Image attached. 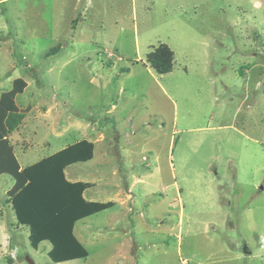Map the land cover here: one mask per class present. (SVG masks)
Returning <instances> with one entry per match:
<instances>
[{"label": "rangeland", "instance_id": "1", "mask_svg": "<svg viewBox=\"0 0 264 264\" xmlns=\"http://www.w3.org/2000/svg\"><path fill=\"white\" fill-rule=\"evenodd\" d=\"M161 43L166 74L147 60ZM18 77V162L91 140L67 173L115 205L75 223L86 257L54 263L4 174L0 264H263L264 0H0V94Z\"/></svg>", "mask_w": 264, "mask_h": 264}, {"label": "trees", "instance_id": "2", "mask_svg": "<svg viewBox=\"0 0 264 264\" xmlns=\"http://www.w3.org/2000/svg\"><path fill=\"white\" fill-rule=\"evenodd\" d=\"M173 59L174 52L164 43L147 54L150 66L158 74L169 73ZM25 86L23 78H15L12 88L0 95V175L9 174L14 179L13 186L6 192V199L17 224L28 227L29 242L34 249L46 240L51 244L48 257L54 263L84 258L88 252L74 234L75 223L112 207L114 202L84 199V190L92 184L68 181L63 170L69 164L91 159L94 143L80 139L20 168L7 134L18 125L14 96Z\"/></svg>", "mask_w": 264, "mask_h": 264}, {"label": "crops", "instance_id": "3", "mask_svg": "<svg viewBox=\"0 0 264 264\" xmlns=\"http://www.w3.org/2000/svg\"><path fill=\"white\" fill-rule=\"evenodd\" d=\"M6 78H9V76L8 77H6ZM5 78V79H6ZM2 81H3V79L1 80L0 79V86L1 85H5V84H2ZM12 82V81H11ZM1 95V94H0ZM237 128V127H236ZM244 128V127H243ZM243 128L242 129H238L239 130V132H240V134L242 133L243 134V137L246 139V141H251V142H257V143H259V141H257L258 139H256V138H254L252 135H249V133L247 132V129L246 130H243ZM241 134V135H242ZM88 140V139H87ZM9 141V140H8ZM78 141V140H77ZM91 141V140H90ZM75 142V141H74ZM93 142V141H92ZM10 143V142H9ZM94 143V142H93ZM71 144V143H70ZM11 145V144H10ZM66 145H68V144H66ZM65 145V146H66ZM64 146V147H65ZM11 147H12V145H11ZM250 147V146H249ZM61 148H63V147H61ZM14 149V146L12 147V150ZM117 150L120 152V155L122 156V158L120 159V162L122 163V164H124L125 162H124V154L122 153V149H120V148H117ZM95 143H94V149H93V157L91 158V159H89V160H87V161H79V162H88V161H92L93 160V158H94V154H95ZM13 153L15 154V152L13 151ZM54 153V152H53ZM108 153L109 154H107L106 152H105V154L107 155V158H105V157H103V160H101V162L100 163H98L97 164V166H99L100 167V165L101 164H104L105 163V161H107V162H110L111 160H112V157L114 156V153H113V151L112 150H108ZM51 154V153H50ZM49 155V154H48ZM48 155H45V156H48ZM45 156H43V157H45ZM43 157H39V159L38 160H40L41 158H43ZM17 158V157H16ZM38 160H35V161H33L32 163H34V162H36V161H38ZM18 161V160H17ZM103 162V163H102ZM19 163V162H18ZM32 163H29V164H32ZM75 163H78V162H75ZM29 164H27V165H29ZM74 163H72V164H69V165H67L65 168H64V170H63V173H64V177H65V179L66 180H68V181H71V182H75V181H82L81 179H80V177L79 178H77V176H79V175H74L73 173L72 174H70V173H67V168L69 167V166H71V165H73ZM27 165H24V166H22L20 163H19V166H20V168H24V167H26ZM2 176H4V174H1L0 175V179L2 178ZM83 182H89V181H83ZM91 184H92V186H90V187H88L87 189H85L84 190V192H83V194H82V196H83V198L84 199H86V200H88V201H93V200H91V199H89V198H86L85 197V194H86V190H88V189H90V188H92L93 187V185H94V183H92V182H90ZM13 184H14V180H13V183H12V185L10 186V187H7L6 189V191H5V193L13 186ZM8 186H9V183H8ZM261 189H263V185L261 186ZM107 201H112V200H107ZM101 202H106V201H101ZM115 205V204H114ZM113 205V206H114ZM11 208V207H10ZM109 209V208H108ZM106 210V209H105ZM2 211V210H1ZM93 215V214H92ZM264 235H262V237H263ZM248 241L246 240V242L245 243H247ZM257 249L258 250H261V251H264V244H262V245H258V247H257ZM247 251V250H246ZM246 251H244V253L245 254H242V258H244V255H250L252 252H253V250L252 249H250V248H248V251L246 252ZM261 256H263L264 257V253L263 254H261ZM263 264H264V260H263V262H262Z\"/></svg>", "mask_w": 264, "mask_h": 264}, {"label": "water", "instance_id": "4", "mask_svg": "<svg viewBox=\"0 0 264 264\" xmlns=\"http://www.w3.org/2000/svg\"><path fill=\"white\" fill-rule=\"evenodd\" d=\"M27 260L30 262V264H33V261L29 259V257H26Z\"/></svg>", "mask_w": 264, "mask_h": 264}, {"label": "clouds", "instance_id": "5", "mask_svg": "<svg viewBox=\"0 0 264 264\" xmlns=\"http://www.w3.org/2000/svg\"><path fill=\"white\" fill-rule=\"evenodd\" d=\"M28 257V256H27Z\"/></svg>", "mask_w": 264, "mask_h": 264}]
</instances>
